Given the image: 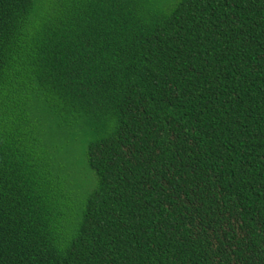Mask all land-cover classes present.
Segmentation results:
<instances>
[{"label":"trees","instance_id":"obj_1","mask_svg":"<svg viewBox=\"0 0 264 264\" xmlns=\"http://www.w3.org/2000/svg\"><path fill=\"white\" fill-rule=\"evenodd\" d=\"M0 264H264V0H0Z\"/></svg>","mask_w":264,"mask_h":264}]
</instances>
